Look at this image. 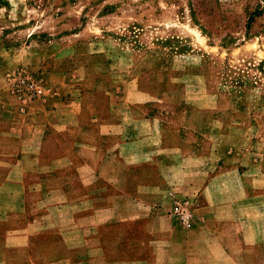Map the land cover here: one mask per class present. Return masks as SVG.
I'll return each instance as SVG.
<instances>
[{
  "label": "crops",
  "instance_id": "0c3cea01",
  "mask_svg": "<svg viewBox=\"0 0 264 264\" xmlns=\"http://www.w3.org/2000/svg\"><path fill=\"white\" fill-rule=\"evenodd\" d=\"M104 96L48 99L1 130L0 264H264L259 160L167 123L153 97Z\"/></svg>",
  "mask_w": 264,
  "mask_h": 264
},
{
  "label": "rangeland",
  "instance_id": "374dc122",
  "mask_svg": "<svg viewBox=\"0 0 264 264\" xmlns=\"http://www.w3.org/2000/svg\"><path fill=\"white\" fill-rule=\"evenodd\" d=\"M79 92L153 97L167 123L264 174V0H0V141L19 114Z\"/></svg>",
  "mask_w": 264,
  "mask_h": 264
},
{
  "label": "built area",
  "instance_id": "2783aa9c",
  "mask_svg": "<svg viewBox=\"0 0 264 264\" xmlns=\"http://www.w3.org/2000/svg\"><path fill=\"white\" fill-rule=\"evenodd\" d=\"M195 203L189 199L182 201L175 209L180 225L184 229H191L194 223Z\"/></svg>",
  "mask_w": 264,
  "mask_h": 264
}]
</instances>
